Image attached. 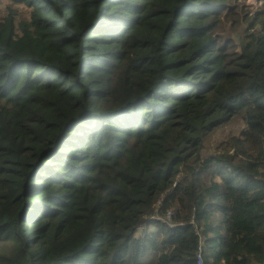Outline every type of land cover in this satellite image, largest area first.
Segmentation results:
<instances>
[{
  "label": "trees",
  "instance_id": "trees-1",
  "mask_svg": "<svg viewBox=\"0 0 264 264\" xmlns=\"http://www.w3.org/2000/svg\"><path fill=\"white\" fill-rule=\"evenodd\" d=\"M9 2L0 264H264V0Z\"/></svg>",
  "mask_w": 264,
  "mask_h": 264
},
{
  "label": "rangeland",
  "instance_id": "rangeland-1",
  "mask_svg": "<svg viewBox=\"0 0 264 264\" xmlns=\"http://www.w3.org/2000/svg\"><path fill=\"white\" fill-rule=\"evenodd\" d=\"M239 2H244L247 7L246 9L250 12H254L256 10V7L259 5L258 0H239ZM17 7L19 5H13L9 2V0H0V16H3L8 7ZM19 17H23V18H28V9L25 8H20V14H18ZM243 30L242 25L239 26L236 30H228L223 32L221 35L225 36V37H229V38H233L235 37L236 39L240 36L241 32ZM228 128V127H227ZM231 130H218L217 132H215L213 134V138H222L224 136H226L227 134L231 133ZM137 235H141V232L139 231L137 233Z\"/></svg>",
  "mask_w": 264,
  "mask_h": 264
},
{
  "label": "built area",
  "instance_id": "built-area-1",
  "mask_svg": "<svg viewBox=\"0 0 264 264\" xmlns=\"http://www.w3.org/2000/svg\"><path fill=\"white\" fill-rule=\"evenodd\" d=\"M171 213L170 211L167 212V217L162 219V221L165 223V224H170L169 221H168V218L170 217ZM202 246H201V243H199L198 245V250H197V253H196V263L197 264H203V260H202Z\"/></svg>",
  "mask_w": 264,
  "mask_h": 264
}]
</instances>
